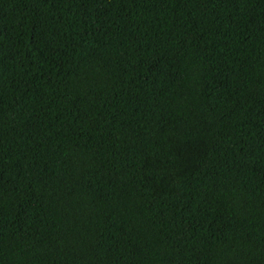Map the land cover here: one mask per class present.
Wrapping results in <instances>:
<instances>
[{
	"label": "trees",
	"instance_id": "obj_1",
	"mask_svg": "<svg viewBox=\"0 0 264 264\" xmlns=\"http://www.w3.org/2000/svg\"><path fill=\"white\" fill-rule=\"evenodd\" d=\"M0 264H264V0H0Z\"/></svg>",
	"mask_w": 264,
	"mask_h": 264
}]
</instances>
